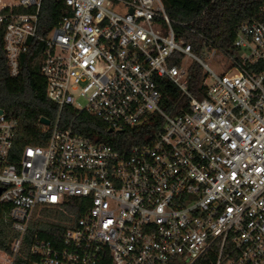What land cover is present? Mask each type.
Wrapping results in <instances>:
<instances>
[{
  "label": "built area",
  "instance_id": "2783aa9c",
  "mask_svg": "<svg viewBox=\"0 0 264 264\" xmlns=\"http://www.w3.org/2000/svg\"><path fill=\"white\" fill-rule=\"evenodd\" d=\"M63 1L42 34V0H0L8 75L40 41L57 105L45 143L17 154L18 121L0 114V204L15 233L0 264H15L43 208L64 217L33 231L28 264H264V21H242L227 52L186 22L176 32L162 0ZM160 78L180 92L178 113L163 108ZM65 106L110 132L152 133L115 148L61 127Z\"/></svg>",
  "mask_w": 264,
  "mask_h": 264
},
{
  "label": "trees",
  "instance_id": "16d2710c",
  "mask_svg": "<svg viewBox=\"0 0 264 264\" xmlns=\"http://www.w3.org/2000/svg\"><path fill=\"white\" fill-rule=\"evenodd\" d=\"M263 2L264 0H162L176 32H185L177 22H186L189 27L195 28L197 32L227 52L232 51L233 38L242 21L246 19L264 21V13L260 12ZM66 13L68 8L63 0H42L38 31L46 34ZM2 35L3 25L0 24V109L18 121L13 140L17 154L25 145L45 143L56 118L57 105L46 96L45 78L40 73L43 44L34 39L29 40V48L20 58V73L11 77L7 73ZM188 38L193 42H199V38L193 34H189ZM198 74L199 67L193 64L189 72L190 91L194 90ZM158 82L163 94V108L170 114L178 113L176 104L183 100L180 92L165 78L158 79ZM75 115L76 111L73 108L65 106L61 112L59 125L68 127L71 124L75 132L97 137L98 140L105 141L115 148L145 143L152 133V129L147 126L110 132L107 125L96 116L83 112ZM41 117L50 120L48 127L42 126ZM71 200L75 201L73 198ZM7 209V205L0 204V249L4 251L10 250V243L15 237L10 220L6 216ZM75 212L78 214L76 210ZM40 214L41 217L30 224L21 250L15 258V264H28L25 255L34 230L51 228L54 224L50 218L64 217L53 208H43Z\"/></svg>",
  "mask_w": 264,
  "mask_h": 264
},
{
  "label": "water",
  "instance_id": "95a60500",
  "mask_svg": "<svg viewBox=\"0 0 264 264\" xmlns=\"http://www.w3.org/2000/svg\"><path fill=\"white\" fill-rule=\"evenodd\" d=\"M2 113V109H0V114ZM40 123H42V124H44V125H48L49 123H50V120L49 119H47V118H45V117H41L40 118ZM109 131H111V130H109ZM0 191H1V189H0Z\"/></svg>",
  "mask_w": 264,
  "mask_h": 264
},
{
  "label": "rangeland",
  "instance_id": "374dc122",
  "mask_svg": "<svg viewBox=\"0 0 264 264\" xmlns=\"http://www.w3.org/2000/svg\"><path fill=\"white\" fill-rule=\"evenodd\" d=\"M214 69H216L217 67L215 65H211Z\"/></svg>",
  "mask_w": 264,
  "mask_h": 264
}]
</instances>
